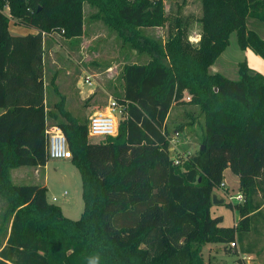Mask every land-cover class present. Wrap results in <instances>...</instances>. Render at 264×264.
<instances>
[{"label":"trees","instance_id":"16d2710c","mask_svg":"<svg viewBox=\"0 0 264 264\" xmlns=\"http://www.w3.org/2000/svg\"><path fill=\"white\" fill-rule=\"evenodd\" d=\"M200 1L201 37L193 44L189 21L171 20L164 0H0V264H90L93 257L98 264H211L207 245L234 249L264 230V75L247 62L237 80L213 71L233 33L242 51L264 60V36L248 25H264V0ZM86 4L97 10L92 18L150 56L124 66L116 100L125 113L118 134L99 142L67 110L65 96L53 111L45 105L44 40L81 38ZM11 19L37 33L12 35ZM165 27L164 45L144 32ZM175 107L195 108L203 119L197 152L179 164L170 143ZM186 115L191 122L172 134L194 125L193 113ZM49 129L65 134L82 178L78 221L48 202L46 187L11 178L14 169L47 165ZM228 169L244 197L227 204L240 216L232 227L211 211Z\"/></svg>","mask_w":264,"mask_h":264},{"label":"rangeland","instance_id":"374dc122","mask_svg":"<svg viewBox=\"0 0 264 264\" xmlns=\"http://www.w3.org/2000/svg\"><path fill=\"white\" fill-rule=\"evenodd\" d=\"M165 9L171 20L174 18H182L184 21H189V38L193 44H198L200 41L201 25L199 19L202 16V3L200 0H164ZM97 10L91 8L88 4L84 6V38L79 39L75 45L72 60H68L63 55L61 46L55 47L56 50L46 51V69L47 82L49 84L52 76L55 77L63 74L66 68H70L76 75L77 80L85 94H88L87 99L82 102L78 112V119L81 123H89V119L98 111L107 112V105L110 98L117 99V95L122 94L121 73L126 64L139 63L145 64L150 60L147 53H140L135 50L131 44L125 43L115 32L110 31L100 20L92 18ZM6 15H9V9L4 10ZM13 21V20H12ZM250 29L259 31L264 36V25L256 21H249ZM12 35L16 30L14 25L10 26ZM29 29V28H28ZM86 29V30H85ZM161 29V30H159ZM147 36L154 38L156 41L162 42L164 45L169 37L168 27L156 28L153 30L144 31ZM54 43L61 44V38L55 36ZM80 48L81 54L77 51ZM80 59H79V56ZM247 62L248 65L255 71L264 75V60L252 51H242L238 45L237 34L233 33L230 37V44L222 56L218 59L214 66V70L226 76L231 80H237L239 77V64ZM80 63V64H79ZM90 77L94 85L92 87L85 84V79ZM61 92L71 90L69 83L65 80H60ZM54 92V87L50 84ZM58 91L59 88L57 87ZM92 93H89V92ZM117 97V98H116ZM61 98V93L56 95V101ZM78 108V105L76 109ZM77 111V110H76ZM187 112L193 113L196 121L193 126H188L183 136H179L176 148L172 146V152L175 158L181 157L184 153L191 152L195 154L199 148V137L201 135L200 124L203 119L199 117V111L191 107H175L171 113L169 126L171 131L177 124H188L191 118L186 115ZM77 113V112H76ZM171 137L175 136V133ZM103 138L91 139L93 142H99ZM28 177L22 181H16L15 184L21 185H42L49 181L47 188V200L49 203L59 206L64 210L65 217L71 220L78 221L84 214L85 203L83 199L82 178L78 169L74 166L71 160H54L49 159L47 168L41 167L39 174L35 176V169L27 167ZM27 176V175H26ZM225 187L221 186L215 190V194L225 196L224 206L214 207L212 216L222 215L224 217L223 226L232 227L236 220L239 219V213L236 210L228 208L227 204H237L238 201L231 198L242 194L239 190V181L237 177L228 169L225 173ZM223 189V190H221ZM240 192V193H239ZM56 198V201H53ZM249 238V240H248ZM247 238L246 242L240 247V251L249 250L257 257L259 251L264 249V230L259 234H252ZM220 250L216 255L213 250L205 249L204 258L206 262L212 264H235L237 261L236 255L226 253L223 244H215ZM245 246V247H244ZM229 247V246H228ZM226 247V249H228ZM212 255L213 257H210ZM239 263V262H237ZM251 264V263H248Z\"/></svg>","mask_w":264,"mask_h":264},{"label":"crops","instance_id":"0c3cea01","mask_svg":"<svg viewBox=\"0 0 264 264\" xmlns=\"http://www.w3.org/2000/svg\"><path fill=\"white\" fill-rule=\"evenodd\" d=\"M7 16H9V15H7ZM11 25H14V27L16 29L14 31L15 32L14 35H16V36H26V35H29V34L35 35L37 33V31L34 30V29H28V28L20 25L16 20L12 21V19H11L10 26ZM150 30H153V29H150ZM159 30H161V29H159ZM10 32H11V30H10ZM58 37L61 38V40H62V41H60V43H61L60 45H59V43L52 44V43H54V41H56L52 37L51 38L46 37L45 40H44V48H45V54H44V83H45V105H46V111L47 112L53 111L54 110V105L58 102V101H56V95L59 96V94L55 93V91L53 92L52 88H50L51 82L53 80H55V85L59 88V93H61L62 96H65L67 110L75 118H79L78 117V115H79L78 112H79V109H80V105L82 104V102H84L87 99L88 94H85V92L82 89H80V84H79V82L77 80V77H76V75L73 73V71L70 68H66V71L63 74V76H61V75H59L57 77H55V75L52 76V78L50 79V82L48 84V82H47L48 76H47L45 56H46V51L47 50H51L52 49V50L55 51L56 50L55 47L61 46L63 48V55L65 57H67L68 60H72L75 45L78 44L79 39H83L84 38V35L81 38L74 39V40L62 38L60 35ZM78 50H79V51H77L78 54L79 53L81 54L80 48ZM79 59H80V56H79ZM213 71L216 72L214 70V67H213ZM60 80H65V82L69 83V85L71 86V90L67 91V92L63 91V93H62L61 92L62 90L60 88L61 87L60 84H62V83L60 82ZM89 93H92V92L90 91ZM189 100H190V96H189L188 93H186L185 94V101H189ZM77 105H78V108L76 109ZM1 114H3V111L0 110V115ZM47 124L51 125V124H54V123L52 122V120L47 119ZM40 168L41 167L34 168L35 169V176H37L40 173L39 172ZM44 168L46 169L47 165ZM226 171L224 172V182H225V173H226ZM28 173L29 172L27 170V167H21V168H17V169L12 170L11 171V178H12L13 183L15 184V182L17 180L18 181L24 180L26 177H28V175H29ZM237 179H238V177H237ZM238 181H239V179H238ZM17 185H21V184H17ZM41 186H44V187L49 186V181L48 182H44ZM224 189H225L224 193L227 194V188H224ZM221 190H223V189H221ZM214 195H216L215 191H214ZM216 196H217L218 201L223 200L224 203L226 202L224 195L221 196V197L219 195H216ZM224 203L218 204V205H214L213 204V207H212L211 211H213L214 207L218 208V207L224 206ZM62 212H63V215H64V210L63 209H62ZM215 217H223V216L222 215H217ZM66 218H68V217H66ZM239 219H240V216H239ZM239 219L236 220L235 226L239 222ZM223 220H224V217H223ZM223 223H224V221H223ZM213 245H215V244H213ZM238 245L240 246L239 243H238ZM226 247H228V246L223 245L224 251L226 253L234 254V255L237 256L236 257L237 261L235 262V264H248V263H251V264H264V252L261 255H257V257H256V255L254 253H252L251 251H249V250L247 251V250L244 249L243 252H241L240 251V247L234 248V249H231L230 247H228V249H226ZM205 249H208V251L212 249L213 252L216 255H218L220 250H221L217 246H212V244H209V245H207L204 248L203 255H204V252L206 251ZM210 257H213V256L210 255ZM237 262H239V263H237ZM209 263H211V261Z\"/></svg>","mask_w":264,"mask_h":264},{"label":"built area","instance_id":"2783aa9c","mask_svg":"<svg viewBox=\"0 0 264 264\" xmlns=\"http://www.w3.org/2000/svg\"><path fill=\"white\" fill-rule=\"evenodd\" d=\"M46 37L45 33L43 34ZM85 84L92 87L94 85L93 80L88 77L85 79ZM125 113V107L119 103L116 99L110 98L107 105V112L98 111L93 114L89 119L88 129L89 136L92 138H107L115 137L118 134L119 122ZM48 137V156L54 160H72V153L68 145L67 138L61 129H49L46 131ZM178 133H175L173 138H170L171 146L176 148ZM190 153L183 154L181 157L174 158L175 163L179 164L181 159H186ZM224 188V183L222 184ZM239 203L244 202L242 194H238L236 197L231 198ZM56 201V198H53ZM232 248H236L235 243L231 244Z\"/></svg>","mask_w":264,"mask_h":264},{"label":"water","instance_id":"95a60500","mask_svg":"<svg viewBox=\"0 0 264 264\" xmlns=\"http://www.w3.org/2000/svg\"><path fill=\"white\" fill-rule=\"evenodd\" d=\"M222 203H224L223 200L218 201L217 196L213 195V204L214 205H218V204H222Z\"/></svg>","mask_w":264,"mask_h":264},{"label":"clouds","instance_id":"9594fccd","mask_svg":"<svg viewBox=\"0 0 264 264\" xmlns=\"http://www.w3.org/2000/svg\"><path fill=\"white\" fill-rule=\"evenodd\" d=\"M98 257H93L91 260H90V264H98Z\"/></svg>","mask_w":264,"mask_h":264}]
</instances>
